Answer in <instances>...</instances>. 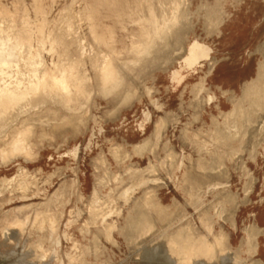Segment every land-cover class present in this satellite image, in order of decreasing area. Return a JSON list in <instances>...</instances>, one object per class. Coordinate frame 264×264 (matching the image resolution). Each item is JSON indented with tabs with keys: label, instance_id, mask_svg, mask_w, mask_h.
<instances>
[{
	"label": "rangeland",
	"instance_id": "1",
	"mask_svg": "<svg viewBox=\"0 0 264 264\" xmlns=\"http://www.w3.org/2000/svg\"><path fill=\"white\" fill-rule=\"evenodd\" d=\"M0 39V264H264V0H0Z\"/></svg>",
	"mask_w": 264,
	"mask_h": 264
},
{
	"label": "bare ground",
	"instance_id": "2",
	"mask_svg": "<svg viewBox=\"0 0 264 264\" xmlns=\"http://www.w3.org/2000/svg\"><path fill=\"white\" fill-rule=\"evenodd\" d=\"M154 25V24H152ZM146 35V34H145ZM148 35V34H147ZM17 38V36H15ZM146 37V36H145ZM15 38V39H16ZM16 40H19V39H16ZM22 41V40H21ZM17 42V41H16ZM15 43V42H14ZM13 44V43H12ZM14 45H16L17 47H19L18 45L19 44H13L11 45V47H9L8 50H6L3 46H2V41L0 39V105L2 104H6V103H9V101H14V104L16 105V101L18 99V97L24 93L25 91L26 92H29L32 90L31 88L32 87H29L28 85L26 86H23L22 84V81L21 80H14V81H11V80H8L6 79V77L8 76V69H10L12 63L11 61L9 62V58L11 55H13V51L14 49L16 48ZM21 47V46H20ZM194 47H197V45H194ZM17 49V48H16ZM201 52V51H200ZM203 52H205L203 50ZM202 52V53H203ZM201 53V55H202ZM199 55V54H198ZM196 56V57H199V56ZM204 55V54H203ZM206 56V55H204ZM9 57V58H8ZM195 57V58H196ZM203 57V56H202ZM201 57V58H202ZM195 60V59H194ZM193 60V61H194ZM192 61V63H193ZM34 62V61H33ZM37 63V62H36ZM34 63V65L36 64ZM38 64V63H37ZM107 67V66H106ZM108 68V67H107ZM107 68H102L101 70L105 69L102 73L104 75H107L108 73V69ZM101 75V73L98 72V75ZM40 75V74H39ZM43 76V74H41ZM34 76V75H32ZM31 76V77H32ZM99 77V76H98ZM34 79V78H33ZM115 79V78H114ZM35 80V79H34ZM63 80V79H62ZM98 80V79H97ZM113 80V79H112ZM33 81V80H32ZM44 82V81H43ZM67 82V81H66ZM69 82V81H68ZM109 82V81H108ZM107 82V83H108ZM110 82H111V79H110ZM38 84V83H37ZM32 85V84H31ZM69 85V84H68ZM40 86V85H39ZM1 87L4 89L3 91L1 90ZM48 87H55L56 89H58L56 86H48ZM47 87V88H48ZM29 88V89H28ZM28 89V90H27ZM31 89V90H30ZM43 88L42 87H38L37 90H42ZM59 90V89H58ZM22 97V96H20ZM19 100V99H18ZM2 109V108H1ZM0 109V110H1ZM3 112V110H2ZM179 249V247L176 248V251ZM181 249V248H180ZM179 249V250H180ZM180 255H182L184 257V264H188L189 262L192 261V258L193 257H198V256H206L205 252L204 251H198V252H194L191 248L189 247H186V248H182L181 249V252L179 253Z\"/></svg>",
	"mask_w": 264,
	"mask_h": 264
}]
</instances>
